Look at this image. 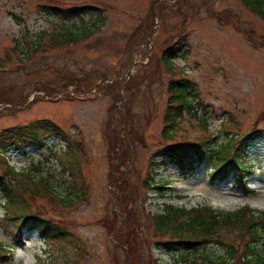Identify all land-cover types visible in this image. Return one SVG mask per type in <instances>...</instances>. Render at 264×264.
Segmentation results:
<instances>
[{"label": "rangeland", "instance_id": "rangeland-1", "mask_svg": "<svg viewBox=\"0 0 264 264\" xmlns=\"http://www.w3.org/2000/svg\"><path fill=\"white\" fill-rule=\"evenodd\" d=\"M159 2L0 0V130L50 119L65 135L0 156V173L11 166L50 182L55 193L35 194L33 205L61 228L43 237L19 227L1 198L0 241L13 249L7 264L166 263L170 253L149 244L150 215L165 205L264 210V20L241 0ZM99 15L89 37L52 42L54 32L82 31L79 21ZM180 38L187 45L173 57L175 74L163 51ZM182 75L201 105L164 140L168 84ZM254 127L257 136L241 144L253 168L242 181L213 178L210 161L184 175L159 154L171 143L221 148L233 137L236 145ZM122 231L136 238L135 253Z\"/></svg>", "mask_w": 264, "mask_h": 264}, {"label": "trees", "instance_id": "trees-1", "mask_svg": "<svg viewBox=\"0 0 264 264\" xmlns=\"http://www.w3.org/2000/svg\"><path fill=\"white\" fill-rule=\"evenodd\" d=\"M161 1L158 3L161 6L171 2ZM241 1L247 9L264 20V0ZM52 9L63 11L56 6ZM103 20L101 15L92 21L82 19L79 21L82 31L65 29L54 32L52 42L66 45L81 41L95 33L94 29H97ZM233 24L241 31L237 24ZM181 39L163 51L166 69L175 74L177 72L173 57L181 51L182 46L187 45L184 38ZM182 56L186 57L187 52L185 51ZM168 93L161 132L164 140L173 139L184 114L189 113L196 117L201 105L198 91L192 81L184 75L170 80ZM202 124L207 127L204 117ZM256 130V127L252 128L251 132L236 145L233 137L221 148H214L211 142L204 140L198 144L171 143L159 154L167 157L168 163L177 164L184 175L186 172L195 171L200 164L210 161L214 165L213 178L223 181L228 177H236L238 181H242L244 174L251 173L253 168L240 152L241 144L257 136ZM55 134L65 138L63 129L50 119L3 128L0 130V156L7 158L8 149H20L33 142H37L40 148L44 147V142ZM226 149L227 152L224 153L223 150ZM9 167L6 172L0 173V199L5 198L6 218L10 220L18 218L19 227L30 226L43 237L60 233L61 228L54 227L52 220L44 216L43 210L33 205L36 201L35 194L55 193L50 182L43 176H36L32 171L15 172L14 168ZM26 194L30 196L29 203L24 198ZM150 220L155 234L153 241L149 243L150 246L170 253L168 262L161 263L157 260V264H264V210L251 205H244L231 211L207 204L191 208L167 204L163 212L151 214ZM52 231L54 232L51 234ZM126 233L121 232L122 238L131 248V253H135L136 238L133 234L127 236ZM12 251L10 246L0 241V264L10 260Z\"/></svg>", "mask_w": 264, "mask_h": 264}, {"label": "water", "instance_id": "water-1", "mask_svg": "<svg viewBox=\"0 0 264 264\" xmlns=\"http://www.w3.org/2000/svg\"><path fill=\"white\" fill-rule=\"evenodd\" d=\"M169 3H171V2H169Z\"/></svg>", "mask_w": 264, "mask_h": 264}]
</instances>
